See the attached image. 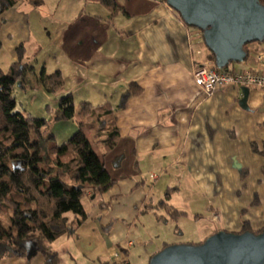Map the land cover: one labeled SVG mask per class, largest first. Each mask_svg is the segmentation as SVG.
Segmentation results:
<instances>
[{"label":"crops","instance_id":"1","mask_svg":"<svg viewBox=\"0 0 264 264\" xmlns=\"http://www.w3.org/2000/svg\"><path fill=\"white\" fill-rule=\"evenodd\" d=\"M85 1L95 4L98 14L83 29L63 35L60 52L77 86H69L65 68L59 67L64 85L58 100L72 93L75 102L110 103L121 139L110 162L111 152L104 155L102 139V148H94L115 182L96 198L85 197L87 219L74 234L52 242L59 264H149L166 245L198 244L218 231L241 233L245 223L254 232L263 229L264 156L254 153L251 144L264 142V88L248 86V110L239 104L242 86H224L204 95L192 70L212 61L208 48L201 33H192L163 0H116L128 15L112 14L101 0ZM62 3L20 0L0 15V38L12 39L1 43L10 58L8 67L18 60L15 49L29 31L28 19L36 14L40 19H63L69 11ZM105 12L108 19L103 18ZM75 21L67 19L61 27ZM260 51L264 42L250 44L249 57L232 69L260 66L264 74V61L257 59ZM132 83L139 91L122 106ZM82 88L87 90L77 98ZM84 130L93 145L91 132ZM162 200L184 212L183 217L172 218L158 205ZM174 224L173 233L166 231ZM185 225L195 232L183 231ZM163 233L168 236L161 237ZM43 263L42 254L32 260H0Z\"/></svg>","mask_w":264,"mask_h":264},{"label":"trees","instance_id":"2","mask_svg":"<svg viewBox=\"0 0 264 264\" xmlns=\"http://www.w3.org/2000/svg\"><path fill=\"white\" fill-rule=\"evenodd\" d=\"M19 1L0 0V15ZM101 2L112 14L128 15L116 0ZM260 2L264 5V0ZM186 26L191 30L192 27ZM198 31L203 39L202 32ZM249 46L246 45L248 57ZM24 50L23 43L16 48L18 60L11 64L8 72L0 68V258L32 260L42 254L44 264H59L52 242L64 234H74L87 219L85 197L93 194L96 198L115 182L84 127L102 139L105 156L116 148L121 136L110 103L93 105L84 101L77 106L72 93L59 99L55 118L71 120L78 113L82 120L78 130L61 145L55 144L45 119L16 112L14 86L17 82L22 86L26 83L30 68L22 60ZM208 51L209 58L215 62V55ZM231 64L221 70L229 69ZM39 82L49 93H57L64 85V77L60 70L46 74L43 68ZM138 91L132 83L122 96V106ZM251 147L254 153L264 156V142L252 143ZM170 193L168 190L165 197ZM158 205L175 220L183 217L184 212L166 206L163 200ZM4 207L13 211L10 227L1 220ZM69 212L75 215L74 219L67 216ZM263 230L254 232L245 223L243 232L260 234Z\"/></svg>","mask_w":264,"mask_h":264},{"label":"water","instance_id":"3","mask_svg":"<svg viewBox=\"0 0 264 264\" xmlns=\"http://www.w3.org/2000/svg\"><path fill=\"white\" fill-rule=\"evenodd\" d=\"M183 22L202 32L219 69L248 57L246 45L264 42V5L260 0H165ZM239 101L248 110L250 88ZM149 264H264V230L218 231L198 244L168 245Z\"/></svg>","mask_w":264,"mask_h":264},{"label":"rangeland","instance_id":"4","mask_svg":"<svg viewBox=\"0 0 264 264\" xmlns=\"http://www.w3.org/2000/svg\"><path fill=\"white\" fill-rule=\"evenodd\" d=\"M62 5H65L66 7L64 8L65 12L67 9L69 11L62 16L63 19H59V16L57 15L53 17L54 19H40V16L37 14L32 16L30 20L28 19V25L30 26L29 31L27 35H24V37L20 36V38H23L21 39V42L24 44L25 48L22 60L24 63H27L30 68L26 73V83L22 86L20 82H17L13 91L17 101L15 111L24 112L32 118L45 119L48 130L54 135V142L56 145L63 144L78 130V122L80 121V118L76 119L75 117L71 120H57L55 118L59 102L58 93H49L39 82V76L43 68H45V71H47L48 74H51L59 67H62L65 68V74L68 75L69 86L76 88L77 84L74 80V71H70L68 66L63 62L62 54L60 52L63 35L69 29L71 31L75 28H77V31L78 29H83L88 22H92L93 19H95V14H98L95 4H92L91 2L89 3L88 1L84 2V0H82L78 4L77 0H63ZM104 11L106 10L104 9ZM103 18L108 19L107 12H105ZM121 18H123V15H120L118 19ZM67 19H76V21L75 23L62 28V24L66 22ZM113 22L117 23V18L114 19ZM92 28L93 26L90 25L89 30L92 31ZM191 31L192 33H195L198 29L192 27ZM20 34H22V30H20ZM8 39L12 40L10 37H7L5 40H3L2 37L0 38V65L6 72H8L10 68L8 67L9 65H7L10 62V58L5 54V48L2 47L1 43L3 42V44L6 45L5 43L9 42ZM15 40L16 39L13 37V41L10 42L13 43ZM195 40L196 38L193 36L191 41L194 42ZM233 65L237 64L234 62L229 67L233 68ZM86 90V88L78 90L79 93L77 94V98H79L81 93H85ZM86 95L87 93L85 96ZM81 102L82 101L78 99L75 104L79 106ZM90 136L95 150L101 149L102 145L99 143L100 139L93 133H90ZM113 156L114 152H111L108 156V162H110ZM109 166H111V163H109ZM12 214L13 211L11 208L4 207L1 211V220L6 227L11 226ZM67 216L70 219L75 217L71 212H69ZM175 227V224L174 227L173 225H170L169 228L166 226V231L173 233ZM183 229V231H186L188 234H192L193 231L195 232V229H192L191 226L185 225ZM164 236L167 237L168 234L163 233L161 237ZM0 260L4 259L0 258Z\"/></svg>","mask_w":264,"mask_h":264},{"label":"built area","instance_id":"5","mask_svg":"<svg viewBox=\"0 0 264 264\" xmlns=\"http://www.w3.org/2000/svg\"><path fill=\"white\" fill-rule=\"evenodd\" d=\"M259 62L264 61V51L257 54ZM260 66L249 68L243 71H234L232 68L221 70L216 67L214 61L198 63L192 70L194 81L199 90L206 96L212 95L218 88L224 86H257L264 88V74L261 73ZM152 178H157L152 174ZM119 257L118 253L114 254Z\"/></svg>","mask_w":264,"mask_h":264}]
</instances>
